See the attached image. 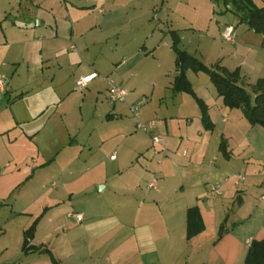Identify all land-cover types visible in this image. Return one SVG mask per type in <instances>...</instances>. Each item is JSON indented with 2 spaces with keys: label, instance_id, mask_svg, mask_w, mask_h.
<instances>
[{
  "label": "crops",
  "instance_id": "0c3cea01",
  "mask_svg": "<svg viewBox=\"0 0 264 264\" xmlns=\"http://www.w3.org/2000/svg\"><path fill=\"white\" fill-rule=\"evenodd\" d=\"M78 21L72 23L70 35L61 25L58 31L41 33L17 21L10 25L8 10L0 13V264H244L252 241L264 240V182L257 179L264 172L246 186L248 177L240 169L255 157L264 159V127L252 126L240 109L242 113L236 115L233 110L221 111L219 138L227 155L220 148L209 153L207 142L202 147L190 141L181 153L172 154L169 144L161 153L154 145L161 143L142 139L130 146L129 158L112 159L116 155L110 154L108 161L100 155L91 166L89 153L79 149L83 114L77 119L66 106L75 81L97 73L87 89L100 79L97 71L88 72L84 51L74 52ZM48 23L58 21L47 17L37 27ZM91 25L86 32L97 28ZM258 54L260 69L254 68V74L261 79L264 51ZM135 55L123 54L116 70ZM244 68L240 62L234 70H241V85L252 89ZM194 90L208 104L210 88L199 85ZM109 103L112 111L107 112V120H115L123 111L132 113L133 101ZM59 136H64L63 146L50 158ZM102 149L99 146L96 155ZM60 159L68 166L61 174L67 178L64 184L85 179V203L73 205L71 189H66L64 200V191L55 183L52 189L46 184L29 185L37 172ZM27 161L35 165L29 172L24 170ZM95 166L105 167L93 182L96 192L87 178ZM216 184L222 186V194L208 199ZM12 193L17 196L11 198ZM192 207L199 209L205 229L188 240L187 214ZM30 209L37 211V218L26 215ZM75 213L83 214V221L69 217ZM34 224L29 244L33 249L26 252L25 233Z\"/></svg>",
  "mask_w": 264,
  "mask_h": 264
},
{
  "label": "rangeland",
  "instance_id": "374dc122",
  "mask_svg": "<svg viewBox=\"0 0 264 264\" xmlns=\"http://www.w3.org/2000/svg\"><path fill=\"white\" fill-rule=\"evenodd\" d=\"M25 1L0 0V13L8 10L10 25L17 21L22 26H28L32 32L40 29L41 33L47 30L58 31V25H61L64 34L70 35L72 23L80 21V27L76 30V36L72 41L75 46L74 52L84 51L88 59L84 61L89 67L88 72L97 71L100 79L85 90L78 89L75 81L72 87L73 94L66 106L77 119L83 114V117L79 118V122L83 120L79 136L82 146L79 149L84 148L85 153H89L91 166H94L100 155L107 156V160H110V154H115L120 160L126 155H129V158V150L132 149L130 146L134 141L142 139L152 141L150 133L138 130L136 126L138 122L148 123L151 120L158 122L159 127L153 132L162 141L161 145H154L161 153L162 147L168 144L172 154L181 153L189 141L191 145L199 142L202 147L207 142L210 144L209 153L213 149L218 151L220 148L221 111L232 110L223 105V100L219 97L209 74L202 71L189 70L187 76L193 88L199 85L210 88L212 97L208 104L205 103L204 109L200 107L194 96L187 93L176 94L173 91V83L177 75L173 31H176L180 37L178 47L205 65L216 68L217 65L225 64L229 70H234L240 62H244V71L250 74L251 84L255 85L260 80L254 74L256 72L254 68L260 69L257 58L258 53L264 51L263 37L249 29L245 22H241L240 17L232 12L231 7H226L221 0H107L99 3L93 0ZM254 2L257 7L264 6V0H254ZM101 9L103 13H100ZM61 16L62 18H59ZM47 17L55 19L58 23L50 25L48 23L47 26L38 28L39 21L46 20ZM67 18L71 22L66 25ZM91 24L97 28L86 32V28ZM226 26L233 28L236 46L224 39L223 32ZM4 27L7 28L6 25ZM0 34H2L1 29ZM86 46L89 47L87 52L84 49L87 48ZM144 46L146 48H143ZM123 54L127 57L136 55L117 71L116 68L122 63L119 58H122ZM240 74L242 78L241 70ZM105 80L107 82L113 80L129 92L127 101H133V105L140 107L139 119L129 111H123L115 120H107L106 114L112 109L109 108L110 101H108ZM249 91L253 93L252 89ZM233 112L235 115L242 113L237 109H233ZM203 113H206L213 124L212 130L207 129L203 124ZM199 133L202 135L200 136ZM63 139L64 136L63 138L59 136L58 146L52 147L50 158L61 150ZM105 139L110 140L102 145ZM47 140L48 138H45V142ZM182 141L184 145L179 148ZM99 146L103 149L96 155ZM220 156L223 157L222 154ZM263 160L262 158L259 161V158L255 157L243 164L244 167L240 170L248 177L246 186L260 171L264 172ZM108 161L107 166L110 165ZM25 163L27 168L24 170L27 172L31 171L28 168L35 167L28 161ZM67 167V164L60 159L47 170L37 172L39 176L29 185L46 184L52 189V184L55 183L62 192L64 191V200L67 190L71 189L74 191L72 204H83L85 197L82 192L86 187L85 179L64 184L67 178H62L61 174ZM245 167H248V171ZM13 169L11 166L10 171H14ZM104 170V166L99 168L95 166L88 175L87 178L93 185L92 191L96 192L98 189L93 182L103 174ZM257 179L264 182V177ZM108 180L111 183L114 179ZM16 196L17 193L11 194V198ZM260 197L259 194L258 198ZM61 212L60 210L58 213ZM26 215L34 218L38 216L34 209L27 211Z\"/></svg>",
  "mask_w": 264,
  "mask_h": 264
},
{
  "label": "trees",
  "instance_id": "16d2710c",
  "mask_svg": "<svg viewBox=\"0 0 264 264\" xmlns=\"http://www.w3.org/2000/svg\"><path fill=\"white\" fill-rule=\"evenodd\" d=\"M226 7H231L232 12L240 17L241 22H245L249 29L262 35L264 40V6L257 7L254 0H221ZM230 9V8H229ZM174 33L173 50L176 55V67L178 74L173 83V91L178 93H187L197 99L200 107L205 108V102L199 99L193 88V84L188 79L187 72H205L209 74L210 79L215 86L219 97L222 98L224 106L229 109H240L245 118L252 126L264 127V79L257 81L253 85V93L241 85L240 70L229 71L225 67L217 65L211 68L199 59L180 49L178 43L180 37L176 31ZM204 111V110H203ZM202 122L207 129L212 130L213 124L206 113H203ZM220 149L224 155L225 142H221ZM205 229L201 213L197 207H192L187 214V239L191 240ZM35 232V224L26 231L24 250L28 252L33 249L29 246ZM244 264H264V240L252 241Z\"/></svg>",
  "mask_w": 264,
  "mask_h": 264
},
{
  "label": "built area",
  "instance_id": "2783aa9c",
  "mask_svg": "<svg viewBox=\"0 0 264 264\" xmlns=\"http://www.w3.org/2000/svg\"><path fill=\"white\" fill-rule=\"evenodd\" d=\"M21 1H23V0H21ZM93 1L95 3H99V2L107 1V0H93ZM100 12H103V10L101 9ZM223 37L229 43L235 44V34H234V30L231 26L226 27V29L223 32ZM98 77H99V75L97 73H93V74L81 77L77 80L76 86L78 89L83 90L94 79H96ZM108 83H109V101L111 102V104L125 102L127 100L129 92L127 90L123 89L122 87H120L119 85H117L113 80L108 81ZM139 111H140V107L138 105H133L131 107V112L136 119H139V117H140ZM157 125H158V122L155 120H152L148 123L138 122L137 129L144 131L146 133H150L152 136L153 142L154 143H160L162 141V139L159 138L158 136H156L153 132L156 129ZM111 158L115 159L116 156H112ZM239 179L244 180L245 178H244V176H239ZM150 187L154 188V184H151ZM221 194H222V186L220 184H216L211 188V192L208 195V199H216V198L220 197ZM69 217L75 219L78 222H81L84 219L83 214H79V213L71 214Z\"/></svg>",
  "mask_w": 264,
  "mask_h": 264
}]
</instances>
